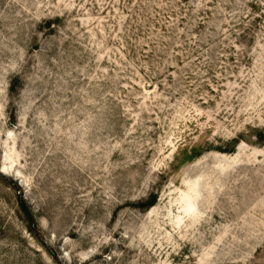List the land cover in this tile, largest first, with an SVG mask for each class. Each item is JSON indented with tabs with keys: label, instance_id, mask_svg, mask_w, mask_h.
Returning <instances> with one entry per match:
<instances>
[{
	"label": "rangeland",
	"instance_id": "obj_1",
	"mask_svg": "<svg viewBox=\"0 0 264 264\" xmlns=\"http://www.w3.org/2000/svg\"><path fill=\"white\" fill-rule=\"evenodd\" d=\"M0 264H264V0H0Z\"/></svg>",
	"mask_w": 264,
	"mask_h": 264
},
{
	"label": "trees",
	"instance_id": "obj_2",
	"mask_svg": "<svg viewBox=\"0 0 264 264\" xmlns=\"http://www.w3.org/2000/svg\"><path fill=\"white\" fill-rule=\"evenodd\" d=\"M21 207H22L23 211L26 214V220L32 222L33 221L32 215L29 212V209H28V207H27V205H26L24 200H21Z\"/></svg>",
	"mask_w": 264,
	"mask_h": 264
}]
</instances>
